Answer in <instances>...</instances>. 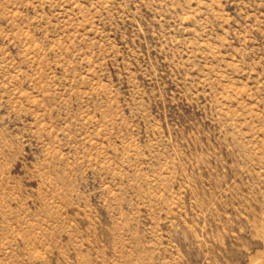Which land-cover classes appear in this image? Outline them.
Segmentation results:
<instances>
[{"label": "rangeland", "instance_id": "374dc122", "mask_svg": "<svg viewBox=\"0 0 264 264\" xmlns=\"http://www.w3.org/2000/svg\"><path fill=\"white\" fill-rule=\"evenodd\" d=\"M0 264H264V0H0Z\"/></svg>", "mask_w": 264, "mask_h": 264}]
</instances>
